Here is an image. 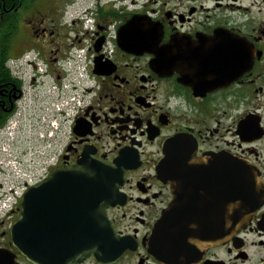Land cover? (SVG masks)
<instances>
[{
    "label": "flooded vegetation",
    "instance_id": "af4514ba",
    "mask_svg": "<svg viewBox=\"0 0 264 264\" xmlns=\"http://www.w3.org/2000/svg\"><path fill=\"white\" fill-rule=\"evenodd\" d=\"M86 152L121 166L108 240L70 264H264V198L196 255L153 242L176 198L190 227L235 223L236 161L264 190V0H0V194L7 165L48 175ZM20 213L0 211V253L35 264L12 243Z\"/></svg>",
    "mask_w": 264,
    "mask_h": 264
},
{
    "label": "water",
    "instance_id": "95a60500",
    "mask_svg": "<svg viewBox=\"0 0 264 264\" xmlns=\"http://www.w3.org/2000/svg\"><path fill=\"white\" fill-rule=\"evenodd\" d=\"M76 164L56 168L44 180L27 188L21 198V213L10 229L12 243L18 251L35 264H70L81 260L108 239V219L105 209L114 202L112 180L121 166L120 160L111 163L98 155L86 152ZM166 157L157 166L165 179ZM237 210L235 223L190 227L186 214L176 204L165 208L155 224L156 247L164 257L196 255L210 245L222 242L230 231L247 226L254 210L262 203L264 190L254 168L235 163ZM91 208L89 213L68 222L43 223L41 209H74V201ZM42 205V206H41ZM162 249V250H161ZM0 264H20L15 254L0 253Z\"/></svg>",
    "mask_w": 264,
    "mask_h": 264
},
{
    "label": "rangeland",
    "instance_id": "374dc122",
    "mask_svg": "<svg viewBox=\"0 0 264 264\" xmlns=\"http://www.w3.org/2000/svg\"><path fill=\"white\" fill-rule=\"evenodd\" d=\"M1 159H2V156H0V160ZM5 163H6L5 161L1 163V165L3 164V166H2V168H0V181L4 180L3 179L4 176H6V175L8 176L7 169H5L6 168ZM12 168H15V167H12Z\"/></svg>",
    "mask_w": 264,
    "mask_h": 264
},
{
    "label": "built area",
    "instance_id": "2783aa9c",
    "mask_svg": "<svg viewBox=\"0 0 264 264\" xmlns=\"http://www.w3.org/2000/svg\"><path fill=\"white\" fill-rule=\"evenodd\" d=\"M22 193V190H20V191H17V195L19 196L20 194ZM15 198H16V196H11L10 197V199L12 200V201H14L15 200Z\"/></svg>",
    "mask_w": 264,
    "mask_h": 264
}]
</instances>
